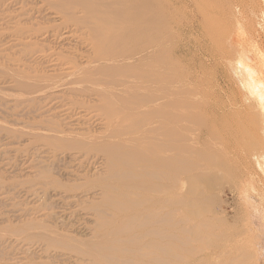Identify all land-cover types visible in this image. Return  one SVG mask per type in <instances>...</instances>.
<instances>
[{
    "label": "bare ground",
    "instance_id": "1",
    "mask_svg": "<svg viewBox=\"0 0 264 264\" xmlns=\"http://www.w3.org/2000/svg\"><path fill=\"white\" fill-rule=\"evenodd\" d=\"M12 2L17 6L24 2L36 4L31 12L46 17L44 25H47L35 31L42 23L32 22V27L17 23L18 39L13 40V46L21 47L24 53L17 63L32 73L25 76L18 71L22 97L30 102L47 98L52 104H59L63 120L75 122L76 129H72L75 132L83 128L91 131L92 126L101 130L100 134L85 131L86 135H76L74 131L67 133L64 128V131L58 128L57 123L51 127L56 133L52 134L54 141L68 145V149H62L75 152L84 148L99 155L95 158L88 155L87 159L93 157V160L85 163L86 153L83 159L81 153L79 156L69 151L62 157L57 154L60 157L52 165H46L45 160L44 164L31 165L29 173L34 180L28 197L49 201L51 207L49 211L42 209L43 212L35 209L39 219L16 233H26L29 245L43 241L54 246L52 260L65 264H189L195 251L212 252L208 264H254L255 261L258 264L257 260L261 259L258 251L255 253L258 259L255 254L249 259L255 252L253 246H250L253 253L247 256L240 253L231 260H219L220 254L229 250L230 242L226 244L221 236L225 244L219 243L215 220L199 218L200 211L190 199L197 196L188 191H197L192 186L196 178L191 181L188 176L196 170V165L186 166L185 177H181L179 188L186 192L178 202L184 209L171 205L172 212L168 215L172 228L161 227L157 232V218L161 215L157 214V157L166 167L163 156L157 153V0ZM169 8L171 23L166 30L171 40L172 78L175 90L187 103L183 107L192 110L197 103L204 102L203 106L209 110L220 108L225 113L244 108L252 115L257 133L264 136V0H170ZM182 131L179 129L175 135L186 140L183 149L188 151L189 137ZM212 149L219 152L217 146ZM260 151L264 156V146ZM191 155L189 152L186 157ZM206 157L211 160L206 165L208 171L225 175L235 169L239 171L234 164H222L209 153ZM256 157L255 161L261 156ZM63 159L89 172L104 171L92 175L85 170L84 176L80 175L84 170L79 167V171L68 173L59 167ZM255 161L250 162L254 165ZM255 168L250 174L244 170L245 176L252 177ZM261 170L258 173L262 175L264 170ZM53 172L70 180L84 176L86 181L81 185L86 190L72 181L69 182L73 186H65L53 177ZM248 177L245 180L252 179ZM232 188L242 202L244 187ZM194 219H198V231L192 233ZM196 233L201 236L193 239Z\"/></svg>",
    "mask_w": 264,
    "mask_h": 264
},
{
    "label": "rangeland",
    "instance_id": "2",
    "mask_svg": "<svg viewBox=\"0 0 264 264\" xmlns=\"http://www.w3.org/2000/svg\"><path fill=\"white\" fill-rule=\"evenodd\" d=\"M12 1L13 0H0V264H65L64 262L52 260L53 258H51V255L54 253V246L43 241L38 243L37 238H33L35 239V241H33L38 244L32 246L31 243V245H29L26 233H22L21 235L16 233V230L25 228V226H27L26 224L34 223L39 219L40 215L38 217V213H35V209L41 211L42 209L48 208L49 211L51 207L48 204L49 201H47V203L45 200L31 199L28 197V195H30V190H32L30 187L34 180V176L29 173L31 172L29 167L31 165L34 166V163L42 164L44 160L47 163L46 165H52L57 162L56 160H58L60 156L62 157L64 152L68 153L70 151L62 149H68V145L65 146V144L62 145L61 143L58 145L57 142L54 141L55 139L52 134L56 133L51 131V127L54 126L55 123L59 124L60 127L58 126V128L62 130L64 128L67 133L74 131L76 135L83 133L86 135L85 131H87V133L91 132L90 134H92V132L93 134H100L99 132H101V130L99 126H92L91 131L83 128L85 130L81 129L75 132V130H72L76 129V125H74L75 122L63 120L64 117L61 115L62 110H59V104L58 106L57 104H52L47 98L42 101L37 100L36 102H30L22 97L19 88L22 80L17 75L19 74L18 71H22L23 73L20 74H24L25 76L31 75L32 73L30 70H27L25 66H19V63H17L18 59H23L24 56V53H21L23 52L21 47L17 48L13 46V40L18 39V37H15L16 31L19 28L17 23L19 21L24 27H32V22L35 24L42 23L37 25L35 31L39 27H47V25H44L46 24L44 22L46 17L31 12V9L35 8L36 4L24 2L23 5L20 4L17 6ZM169 3L170 0H157V140L159 141H157V153L163 156L162 159L166 165V167L163 168V165H161L157 157V210H159L157 214H161L160 217L157 218V232L161 227L172 228V222L168 215L169 212H172L171 205L175 209L183 208L178 202V198L183 197L182 194L186 192L179 188L181 186V177H185L183 175V170L188 165H196V170L191 171L188 176H191V181L193 177L196 178L192 186L196 187L197 191H188L191 194L197 193V196L191 197L190 199L194 201L196 209L200 211L198 215L199 218L207 217L215 220L217 224L215 233L216 238H219V243L225 244L223 237L227 242L226 244L230 242V244L227 245V248L230 246L229 250L226 251L225 249L223 253L220 254L219 260L225 262L241 254L247 256V253L250 254V252L255 249V252H252L253 255H250L249 259H251V256L254 257V254L258 251V254L261 256L258 255V258L261 259L257 260V263L264 264V180L261 181V179H263L262 176L264 177V173L262 172V175L261 172L258 173V170L264 168V158H262L264 156L258 153H261L260 150L262 146H264V140L260 139H264V136L257 133L255 125L252 124V115L250 114V116L244 108H239L230 113L226 111L225 113V111H221L220 108H212L209 110L207 107L203 106L205 105L204 102L197 103V106H195L196 108H192L193 112L190 108L183 107L184 105L187 106V103L183 98L181 99L180 95L175 90L173 84L174 78H172L171 40L166 30V27L170 26L171 23V9H167ZM41 5L42 4L39 6ZM20 9L21 13L18 14ZM23 12L30 15L32 14L33 17L26 16ZM23 14L25 15L24 17ZM34 48L35 46L33 49ZM21 55L23 56L21 57ZM45 72L49 73V75L51 74L47 69H45ZM220 92H216L215 94ZM170 95H173V97H170ZM175 100L177 102H175ZM50 103L53 106L48 105ZM55 105L56 107H54ZM185 109L186 111L189 109V112H186L187 114L184 111ZM250 120L251 122H249ZM33 126L37 127L34 128ZM178 128L182 129V132L189 137L188 145L191 144V146L188 151L183 149L184 145H187L186 140L175 135L176 131L179 130ZM57 135L61 134L57 133ZM183 136L185 135L183 134ZM257 140L260 143L257 142ZM241 141H244L243 144ZM161 144L164 147L162 149L160 148L162 147ZM260 144L261 147L259 146ZM164 145L167 146L165 147ZM215 146L218 147V153H215L212 149ZM258 146L260 150L257 149L259 148ZM83 149L84 148H82L81 151L75 149L78 150L75 152H73L72 149L71 151L76 153V155L81 153V158H83V154L86 153L84 155L85 163L87 161H92L94 156L98 157L99 155L98 153L95 154V152ZM45 150H48V152H44ZM189 152L193 153V156L186 157ZM208 153L213 155L215 159L217 158L222 164H234L238 167L239 171L237 172L235 169L236 172L233 170L229 175L219 173V171H208L206 165L208 162H211L210 158L206 157ZM251 153H258L261 157L258 158V155ZM57 154L61 155L59 156ZM78 155L80 156V154ZM88 155L89 157H93L88 158L90 159L88 160ZM251 155H253V157L256 155L257 157H255L256 159L258 158V160L255 161V157L254 159L253 157L250 158ZM251 159L256 162L254 165L258 169L256 170L254 167L256 172L253 176H247L253 180H245L247 177L245 176L246 173L244 170L248 172L254 170V168H252V166H254L252 163L254 162H250L252 161ZM61 161L63 162H60L59 167L66 170L68 173H72L80 167L79 164H71L69 160L63 159ZM258 166L262 168L259 169ZM80 168L83 169V167ZM85 170L81 171L80 173H83L80 175H84ZM99 170L96 172H89L88 170L86 174L93 173L92 175H94V173H103L104 171L101 169ZM54 173L56 172H53V174ZM250 173L251 172H249V174ZM256 173L258 177H255ZM59 176L54 174L53 177L69 187L73 186L70 184L72 182H76L78 187H82L85 184L84 181H86L84 180L85 175L79 176V179H77L81 183H78L74 178L70 180L71 178L69 179V177L60 176L61 178H58ZM234 186H237V188L239 187V189L244 187L241 191L243 192L244 190L243 193H245L246 200L243 199L241 202L240 196L236 194L237 191H233L235 188L232 187ZM26 187L29 190H27ZM80 189L78 188L80 192H82L81 190H86L85 187ZM186 194L188 195V193ZM257 196H260V199ZM248 201H250L249 203L251 205ZM55 211H57V209ZM17 217L18 219H16ZM81 222H83V220ZM197 223L198 219H194L191 227L192 233L198 231L196 227ZM78 234L81 236L80 233ZM71 235H73L72 232ZM198 236L201 235L196 233L193 239ZM14 239L16 241H14ZM202 239L204 240L205 238L203 237ZM20 242H22V244ZM17 243L21 245L18 246ZM27 244L29 246H27ZM195 245H198V243H195ZM42 246H45V248ZM250 246H253L254 249ZM210 253L212 254V252H204L203 254V252L199 253L195 251L192 259L189 260V264H208V261H210L213 256ZM255 255V258L258 259L257 254ZM255 258L254 261L256 260ZM254 264H256V261Z\"/></svg>",
    "mask_w": 264,
    "mask_h": 264
}]
</instances>
